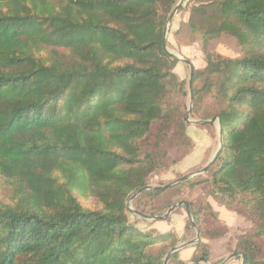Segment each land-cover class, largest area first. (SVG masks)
<instances>
[{
	"label": "trees",
	"instance_id": "16d2710c",
	"mask_svg": "<svg viewBox=\"0 0 264 264\" xmlns=\"http://www.w3.org/2000/svg\"><path fill=\"white\" fill-rule=\"evenodd\" d=\"M178 2L0 0V264H163L196 228L189 261L214 264L225 255L212 257L207 240L228 228L208 197L250 221L232 248L242 264H264V0L179 7L201 40V66L188 62L191 115L212 97L202 116L220 121L221 148L202 174L132 200L162 215L202 187L187 200L194 224L179 234L129 218V198L193 148L189 83L163 40ZM222 35L239 56L210 49ZM185 263L179 251L168 259Z\"/></svg>",
	"mask_w": 264,
	"mask_h": 264
},
{
	"label": "rangeland",
	"instance_id": "374dc122",
	"mask_svg": "<svg viewBox=\"0 0 264 264\" xmlns=\"http://www.w3.org/2000/svg\"><path fill=\"white\" fill-rule=\"evenodd\" d=\"M184 2V0H183ZM182 2V4H183ZM179 9V8H178ZM188 19V13L186 10L178 12V10L175 12L172 20L170 21L167 29V35L166 40H168L167 50L170 53H173L179 60L175 67V72L181 77L185 78L188 83L190 79V72L191 67L188 65V62L192 61V64L195 66H201V40L198 36L191 33L185 26L184 23ZM240 45L238 44L237 40L229 35H222L219 38H216L211 41L210 43V49L220 52L224 55L230 56V57H237L240 55L241 49ZM187 62H186V61ZM189 86V84H188ZM189 94L190 86L188 88ZM191 107V111L188 114V119L190 122H187V134L191 138L193 142V148L191 151H189L188 154H186L182 159H180L175 164L171 165L169 168L160 171L158 173H153L149 178V185L151 187H157V186H163L166 185L173 180H176L180 178L181 176L188 175L195 173L199 171L201 168H203L214 156L217 154L221 148V140H220V133H219V123L217 119L214 121L212 126H208V124H195V121H202V120H209L213 118V116L205 117L202 116V114H211L216 107V104L212 97L210 95H205L199 105V113L195 116L191 115L192 112V95L188 102V109ZM187 116V115H186ZM202 173L196 174L200 175ZM194 175V176H196ZM204 189L202 187H199L195 189L190 194H187V200H193V203L196 205L197 200L196 198L203 196ZM168 198V195H166L162 200ZM208 201L213 200L211 197L207 198ZM133 200V199H132ZM132 200L130 201L129 207L134 209V206L132 205ZM187 200H184L187 202ZM179 202V201H177ZM175 202V203H177ZM174 203V204H175ZM217 203V202H216ZM225 206V205H224ZM226 207V206H225ZM179 209H174L166 218L169 217V220H166V218L160 220L162 222V225L165 226L167 224L168 226L171 225V220L175 218L176 220L181 219V222L172 223L174 225V229L179 228L182 223V220H186L187 218L190 219V217L187 214L185 207H177ZM227 208V207H226ZM228 209V208H227ZM132 211V210H131ZM167 212V211H166ZM165 212V213H166ZM234 212V211H233ZM164 213V214H165ZM236 213V212H235ZM162 215H154V216H163ZM238 214V213H236ZM240 215V214H238ZM243 217L242 215H240ZM130 220H137V226L141 229H146L148 227H152L156 221L152 218H143L133 211L129 214ZM245 218V217H243ZM246 219V218H245ZM204 220H206V223L208 226L215 225L214 221H211L210 218L205 217ZM211 223H208L210 222ZM249 221V220H248ZM182 228V227H181ZM173 229V230H174ZM249 229V228H248ZM246 228H237L236 230L233 229V231H230V233H227L226 235V242L224 243V247L226 248L225 256L222 258L221 261L216 262L214 264H220L222 261H224L227 257L231 256V254H235V252L232 251V248L235 244V237L248 230ZM157 230V229H156ZM158 231V230H157ZM176 231V230H175ZM196 236L192 239L194 240ZM184 243V242H183ZM182 244V243H181ZM180 245V244H179ZM214 253L216 252V246L214 245ZM157 249V247H155ZM229 261H235L239 264H241V258L239 255L231 256L228 260ZM209 262V261H208ZM224 262V263H225ZM203 263V262H202ZM210 264H213L209 262ZM222 263V264H224ZM168 264V261H167Z\"/></svg>",
	"mask_w": 264,
	"mask_h": 264
},
{
	"label": "water",
	"instance_id": "95a60500",
	"mask_svg": "<svg viewBox=\"0 0 264 264\" xmlns=\"http://www.w3.org/2000/svg\"><path fill=\"white\" fill-rule=\"evenodd\" d=\"M183 0H179L178 4L175 6V8L172 10V12L170 13V15L168 16V19H167V22L165 24V28H164V37H163V40H164V45L166 43V35H167V29H168V25L170 23V21L172 20L175 12L178 10V8L181 6ZM186 61V60H185ZM187 62V61H186ZM191 78H192V69H191V72H190V79H189V86L191 85ZM190 98H191V93H190ZM191 111V107L188 109V113ZM216 120L215 117L209 119V120H202V121H195L194 123L195 124H213L214 121ZM185 121L186 122H190V120L188 119V114L187 116L185 117ZM218 123L220 122L218 119H217ZM219 133H220V140H222V137H221V128H219ZM212 161H213V158L203 167L201 168L199 171L195 172V173H192V174H188V175H184V176H181L180 178L176 179V180H173L172 182L166 184V185H163V186H157V187H151V186H145L144 188L136 191L128 200L129 204H130V201L132 199H134L140 192H142L143 190H148V189H151V188H158V189H163V188H166V187H169V186H173L177 183H180L196 174H199V173H203L204 171H206V169H208L210 167V165L212 164ZM181 205H184L185 208H186V211H187V214L188 216L190 217V220L192 221V223L194 224L193 220H192V217H191V211L188 207V203L186 201H179L175 204H173L172 206H170L167 210V212L163 215V216H147L145 214H142V213H139L137 211H135L134 209L131 208V210L136 213L137 215L143 217V218H152V219H155V220H159V219H164L166 218L175 208L181 206ZM130 208V207H129ZM200 239V235H199V230L198 228H196V238L194 240H190V241H186L180 245H177L175 246L174 248H172L164 257V260H163V264H167V261L168 259L170 258V256L179 251L180 249L186 247V246H190V245H193L194 243L198 242ZM234 255H238V254H231V256H234ZM231 256L227 257L224 261H222V263H224L226 260H228ZM240 258H241V264L243 263V255L240 254L239 255ZM199 261L203 262L204 264H210L208 261L205 260V258L203 256H201L199 258ZM193 262H189L188 264H192ZM220 263V264H222Z\"/></svg>",
	"mask_w": 264,
	"mask_h": 264
},
{
	"label": "crops",
	"instance_id": "0c3cea01",
	"mask_svg": "<svg viewBox=\"0 0 264 264\" xmlns=\"http://www.w3.org/2000/svg\"><path fill=\"white\" fill-rule=\"evenodd\" d=\"M210 206L212 207V209L216 212L218 219L224 223L227 228H228V233H230V231L236 230L237 228H250L251 223L250 221H248L247 219L241 217L240 215L236 214L235 212L227 209L224 205L218 204L214 201H210ZM181 222V219L176 220L175 218H173V220H171V225L168 226L167 224H165V226L162 225V222L160 220L156 221L155 224L152 226L155 229H157L158 231H165L168 229H174V225H172V223H176V222ZM212 221V220H211ZM208 222V223H211ZM184 222V220H182V223ZM181 227L182 224L180 225L179 228H176L174 230H176L179 234L181 232ZM226 236L221 237V238H217V239H212V240H207V242L210 244V248H211V256L212 257H221L223 255H225V251L226 248L224 247V243H227L225 240ZM216 246V252L214 253V247ZM194 248L190 245V246H186L182 249L179 250V258L181 260H184L186 263L188 264L190 261V258L193 254ZM224 264H239L235 261H229V262H225Z\"/></svg>",
	"mask_w": 264,
	"mask_h": 264
}]
</instances>
